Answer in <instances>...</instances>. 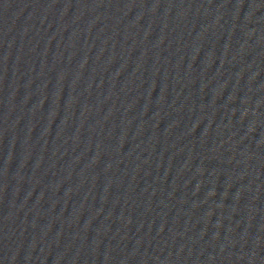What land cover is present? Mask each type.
Here are the masks:
<instances>
[{
	"label": "water",
	"instance_id": "obj_1",
	"mask_svg": "<svg viewBox=\"0 0 264 264\" xmlns=\"http://www.w3.org/2000/svg\"><path fill=\"white\" fill-rule=\"evenodd\" d=\"M0 264H264V0H0Z\"/></svg>",
	"mask_w": 264,
	"mask_h": 264
}]
</instances>
